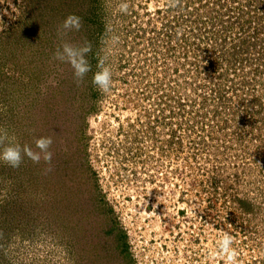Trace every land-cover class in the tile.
<instances>
[{
    "label": "rangeland",
    "instance_id": "obj_1",
    "mask_svg": "<svg viewBox=\"0 0 264 264\" xmlns=\"http://www.w3.org/2000/svg\"><path fill=\"white\" fill-rule=\"evenodd\" d=\"M121 2L0 0V153L53 140L50 173L0 160V264H224L225 232L264 264V0Z\"/></svg>",
    "mask_w": 264,
    "mask_h": 264
},
{
    "label": "clouds",
    "instance_id": "obj_2",
    "mask_svg": "<svg viewBox=\"0 0 264 264\" xmlns=\"http://www.w3.org/2000/svg\"><path fill=\"white\" fill-rule=\"evenodd\" d=\"M171 6H178L179 0H169ZM129 5L126 0L119 5V11L121 13H127ZM82 20L75 14H69L58 26L57 35L64 36L68 32L75 30L79 31L82 28ZM117 40L113 37V41ZM92 51L91 42L85 41L82 45H74L69 42H63L60 47L56 49L53 54V59L61 63H67L73 69V76L76 84L83 81L84 77L91 71V65L87 59L88 54ZM98 70L94 73L92 82L101 92H107L110 90L113 80L112 71L110 67L106 66L104 59H100L97 62ZM50 83L55 85V81ZM42 91H46V88H42ZM0 143H3V139L0 138ZM53 143L51 136H41L35 140L36 148L39 151H33L30 147L24 146L21 148L19 145H7L0 153V160H3L7 165L12 168H19L23 162L24 156H27L33 163L39 164L41 160L45 162L47 167L44 169L45 174L53 171L52 158L53 152L50 150ZM151 191L149 190L148 196ZM3 237V233L0 232V238ZM233 237L225 232L219 241V252L224 257V264H237L238 253L233 248Z\"/></svg>",
    "mask_w": 264,
    "mask_h": 264
},
{
    "label": "trees",
    "instance_id": "obj_3",
    "mask_svg": "<svg viewBox=\"0 0 264 264\" xmlns=\"http://www.w3.org/2000/svg\"><path fill=\"white\" fill-rule=\"evenodd\" d=\"M241 24H242V23H241ZM42 112H45V111L41 110V108H40V112H39V113H42ZM44 120H45V119H44ZM44 120H43V121H44ZM41 136H46V131H42V132H40V136L35 134L36 139L39 138V137H41ZM33 137H34V135H33ZM9 201H10V198L5 199L4 201H2V203H0V206L5 205V204L8 203Z\"/></svg>",
    "mask_w": 264,
    "mask_h": 264
}]
</instances>
